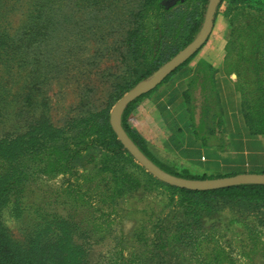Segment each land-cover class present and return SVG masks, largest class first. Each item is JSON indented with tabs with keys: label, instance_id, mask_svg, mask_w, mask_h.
<instances>
[{
	"label": "trees",
	"instance_id": "1",
	"mask_svg": "<svg viewBox=\"0 0 264 264\" xmlns=\"http://www.w3.org/2000/svg\"><path fill=\"white\" fill-rule=\"evenodd\" d=\"M116 2L119 3L117 0H72L67 11L82 8L95 13L93 9H109L114 14L122 15L121 7L114 4ZM209 2L141 0L129 14L128 25L122 26L119 41L121 52L118 53L117 49L112 52L105 43L113 35L111 31L114 28L111 26L114 21L107 22L109 30L101 35L105 47L95 46L93 51L87 49L94 40L92 36L87 37L80 48L75 39L70 46L64 47L61 43L64 37L62 40L59 37L67 22L62 0H0V264H177L174 261L177 255L189 260H204V256H210L206 240L217 242L216 236H222L216 233L220 223L215 224L214 221L207 224L208 213L212 210L209 203L225 204L226 200L253 202L264 208V184L241 183L196 191L163 182L187 199L201 197L209 207L205 209L203 205L192 202L187 206L188 212L184 213L183 217L186 218L174 229H171V223H159L161 237L167 238L164 237L162 243L152 245L144 252L145 256L140 254L127 259L121 255L124 248L117 244L110 249V256L99 262H67L60 244L47 243L43 221L36 224L26 242L13 241L2 219L8 195L17 194L15 192L36 176L75 175L96 170L97 174L102 175L97 184L104 181L102 190L108 192L107 195L103 194L106 199L114 201L121 197L127 202L142 182L144 187L146 182L162 184L135 162L119 140L111 125V109L126 91L151 78L196 39L205 22ZM16 11L21 13L22 21L12 30L9 15ZM124 22L118 25L121 27ZM73 30H76L75 26ZM261 35L256 34L257 40ZM262 47L264 49V45ZM113 53H116L118 63L126 68L125 74L123 69L114 70L98 62ZM93 76L108 84V101L105 105L96 106L92 101L96 89L91 83ZM81 79L84 83L79 88L82 95L73 114L61 125L54 124L50 114V93L55 80H73L76 83ZM238 88L250 132L264 135V105L256 103L251 106ZM136 100L121 113V124L136 145L155 164L173 175L188 179L211 178L176 172L156 161L129 123L128 111ZM127 165L140 169L146 179L141 181L140 176H135Z\"/></svg>",
	"mask_w": 264,
	"mask_h": 264
},
{
	"label": "rangeland",
	"instance_id": "2",
	"mask_svg": "<svg viewBox=\"0 0 264 264\" xmlns=\"http://www.w3.org/2000/svg\"><path fill=\"white\" fill-rule=\"evenodd\" d=\"M71 1L62 0L61 3L67 19L59 35L61 40L64 37L61 42L64 47L70 46L75 39L80 48L89 36L94 37V40L87 49L93 51L95 46L105 47L101 35L109 30L107 26L110 25L107 22L114 21L111 26L114 28L111 31L113 35L109 36L111 40L107 39L105 43H108L112 52H115L113 49L121 52L119 41L123 33L122 26L128 25L129 14L141 0H117L119 3L114 4L121 7L124 16L114 14L109 9H93L95 13H90L87 9L77 7V11L68 12ZM217 19L225 31L224 63L228 73L235 78L251 106L256 103L264 105V0H222ZM21 21L20 12L9 15L12 30H15ZM121 22H124V25L120 27L118 24ZM73 26L76 27L75 31ZM92 27L94 29L91 30ZM256 34H262L260 40H257ZM118 61L116 53H113L98 62L100 65L111 66L114 70L123 69L125 74L126 68L124 69ZM91 83L96 86L92 94L94 105H105L108 101V84L100 82L96 76L91 77ZM83 84L82 79L76 83L73 80H55L50 93V114L54 124L61 125L73 114L82 95L79 88ZM135 162L139 164L136 160ZM127 168L135 176H140L141 181L146 179L140 169L128 165ZM100 177L102 175L97 174L96 170L75 175L36 176L33 181L15 192L17 194L8 195V203L2 210V219L13 241L26 242L36 224L43 221L47 243L60 244L63 258L67 262L104 261L110 256V249L117 244L124 248L121 255L128 259L144 254L152 245L162 243L167 238L161 237L159 223H171V229H174L186 218L183 217L184 213L188 212L187 206L192 202L198 206L203 205L205 209L209 207L201 197L187 199L155 176L162 184L146 182L144 187L142 182L128 202L121 197L112 201L103 195L108 193L102 190L104 181L97 184ZM208 205L212 206V210L208 213L207 224L210 225L214 221L215 224L220 223L216 233L222 235L216 236L217 242L206 240L207 253L210 256H204V260H189L177 255L174 261L177 264H264V208L253 202L238 203L229 200H226L225 204ZM203 214L205 215V212Z\"/></svg>",
	"mask_w": 264,
	"mask_h": 264
},
{
	"label": "crops",
	"instance_id": "3",
	"mask_svg": "<svg viewBox=\"0 0 264 264\" xmlns=\"http://www.w3.org/2000/svg\"><path fill=\"white\" fill-rule=\"evenodd\" d=\"M224 32L216 16L207 42L128 111L134 133L167 169L211 178L264 173V135L249 130L225 67Z\"/></svg>",
	"mask_w": 264,
	"mask_h": 264
},
{
	"label": "water",
	"instance_id": "4",
	"mask_svg": "<svg viewBox=\"0 0 264 264\" xmlns=\"http://www.w3.org/2000/svg\"><path fill=\"white\" fill-rule=\"evenodd\" d=\"M222 0H210L203 27L190 44L165 63L154 75L144 83H138L130 92L121 97L112 109L111 125L119 140L131 153L133 158L148 172L165 183L196 191L214 190L241 183L264 184V173H240L236 175L207 178L203 180L188 179L173 175L155 164L132 140L121 124V113L128 104L141 95L149 92L162 82L175 69L190 59L208 40L214 20Z\"/></svg>",
	"mask_w": 264,
	"mask_h": 264
}]
</instances>
